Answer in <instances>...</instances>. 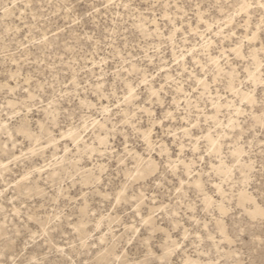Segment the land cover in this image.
Segmentation results:
<instances>
[{"label": "rangeland", "instance_id": "obj_1", "mask_svg": "<svg viewBox=\"0 0 264 264\" xmlns=\"http://www.w3.org/2000/svg\"><path fill=\"white\" fill-rule=\"evenodd\" d=\"M0 264H264V0H0Z\"/></svg>", "mask_w": 264, "mask_h": 264}]
</instances>
